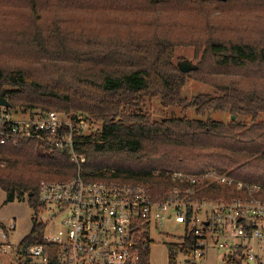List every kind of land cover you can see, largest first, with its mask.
I'll list each match as a JSON object with an SVG mask.
<instances>
[{
  "label": "trees",
  "instance_id": "16d2710c",
  "mask_svg": "<svg viewBox=\"0 0 264 264\" xmlns=\"http://www.w3.org/2000/svg\"><path fill=\"white\" fill-rule=\"evenodd\" d=\"M232 15L243 22L233 25L226 19ZM177 44L201 53L191 72L213 76L201 78L215 85V94L183 96L189 73L173 62ZM82 50L91 55L83 58ZM5 57L29 62L3 67ZM0 97L10 108L75 110L90 124L100 121L76 144L89 180L142 183L153 193L165 182L155 170L215 168L260 183L264 196V0H0ZM157 97L164 108L192 107L201 117L220 111L230 120H155L143 110ZM76 173L70 156L45 142L0 145L7 201L19 193L39 211L40 182ZM222 189L207 195L220 197ZM47 226L33 222L18 245L22 257L43 242ZM182 250L170 243V264ZM143 257L151 264L149 246Z\"/></svg>",
  "mask_w": 264,
  "mask_h": 264
},
{
  "label": "built area",
  "instance_id": "2783aa9c",
  "mask_svg": "<svg viewBox=\"0 0 264 264\" xmlns=\"http://www.w3.org/2000/svg\"><path fill=\"white\" fill-rule=\"evenodd\" d=\"M22 113L14 115L10 107L0 106V145L42 141L67 153L77 165L76 175L68 181L40 182L38 198L44 211L62 218L58 231L29 246L25 258L30 264H145L143 247L151 241V232L169 222L180 229L169 235L183 249L179 254L186 264H207L213 251L225 264L234 260L264 264L260 183L215 168L200 173L155 170L165 182L164 189L153 193L142 183L89 180L83 167L87 159L76 145L91 132L89 116L37 109ZM162 174L168 177V186ZM217 186L225 187L221 196L209 197ZM7 238V230H1L0 239Z\"/></svg>",
  "mask_w": 264,
  "mask_h": 264
},
{
  "label": "rangeland",
  "instance_id": "374dc122",
  "mask_svg": "<svg viewBox=\"0 0 264 264\" xmlns=\"http://www.w3.org/2000/svg\"><path fill=\"white\" fill-rule=\"evenodd\" d=\"M226 19H228L227 21H232L233 25L238 23L241 24L243 22L242 17H237L234 15L226 16ZM225 23L228 24L227 22ZM201 29L204 30V25H202ZM228 30H233V26L229 24ZM230 35L233 36L232 33H230ZM93 39L101 40V37ZM80 54H84L81 55L83 58H87L91 55L90 53L85 52L83 50L82 52H80ZM200 58L201 53L198 54L195 46L177 44L175 48V56L173 58V62L176 66H178L181 61L190 60L193 64L198 65ZM26 62H29V59L13 60L5 57V61H3L1 65L3 67H5L6 65L8 68L23 67ZM83 63L88 64L87 61ZM201 77H208L211 80H213L214 78L213 76H200L199 74H195L194 72H189L186 85L183 88V96L192 99L195 95L199 93H216L215 85L207 82L206 79ZM240 79L243 78H237V80ZM245 81L246 82L244 83H251L255 80L246 79ZM244 86L246 85L244 84ZM22 110L23 109L20 108H10L11 113L14 115H23ZM54 111H57L59 114L63 115L70 114L75 110L69 112L58 110ZM143 111L149 113L155 120L183 117H187L190 119L199 118L205 120H207V117H211L212 119L224 120L226 122L230 120V115L228 113L220 111H210L204 117H201L196 114L194 108L192 107L188 108L187 110H183V108L179 106L164 108L161 104L160 97L149 100ZM93 121V124H90V131L96 130L101 127L100 121H95V118H93ZM245 122L250 123V119L245 120ZM61 218V215L54 218L51 217L49 211H44V209H41L39 211L34 210V208L30 205L29 201L20 196L19 193H17V197L15 198V200L7 201L5 193L0 189V231H5L6 229L8 232L7 239H0V264H27V259L25 257H22L18 253V245L20 241L24 238V236L30 231L33 222L38 221L39 223L47 224L48 226L45 229V236H48L58 231L60 227ZM12 223L15 224L14 228L8 229L10 228ZM164 231L168 234H164ZM179 233L180 229L178 228V225L173 224L171 222L165 224L164 227L160 228L159 231L151 232V241L149 242L151 264H170V243H172L176 238L172 237V235L169 234L177 235ZM2 245H5V250L3 251L1 250ZM175 258L177 262L176 264H186V258L184 255L178 254ZM29 262L31 263V261ZM207 264L225 263L221 260L219 253L213 251L208 257Z\"/></svg>",
  "mask_w": 264,
  "mask_h": 264
},
{
  "label": "water",
  "instance_id": "95a60500",
  "mask_svg": "<svg viewBox=\"0 0 264 264\" xmlns=\"http://www.w3.org/2000/svg\"><path fill=\"white\" fill-rule=\"evenodd\" d=\"M179 69L184 73H189L197 69V65L193 64L190 60H183L178 64ZM0 106L10 107V102L5 97H0Z\"/></svg>",
  "mask_w": 264,
  "mask_h": 264
},
{
  "label": "flooded vegetation",
  "instance_id": "af4514ba",
  "mask_svg": "<svg viewBox=\"0 0 264 264\" xmlns=\"http://www.w3.org/2000/svg\"><path fill=\"white\" fill-rule=\"evenodd\" d=\"M148 246H149V243H148Z\"/></svg>",
  "mask_w": 264,
  "mask_h": 264
}]
</instances>
